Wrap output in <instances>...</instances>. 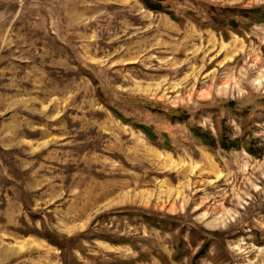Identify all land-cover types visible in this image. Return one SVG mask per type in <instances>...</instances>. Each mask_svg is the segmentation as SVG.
<instances>
[{
    "label": "rangeland",
    "instance_id": "374dc122",
    "mask_svg": "<svg viewBox=\"0 0 264 264\" xmlns=\"http://www.w3.org/2000/svg\"><path fill=\"white\" fill-rule=\"evenodd\" d=\"M159 2L0 0V264H264V0Z\"/></svg>",
    "mask_w": 264,
    "mask_h": 264
},
{
    "label": "trees",
    "instance_id": "16d2710c",
    "mask_svg": "<svg viewBox=\"0 0 264 264\" xmlns=\"http://www.w3.org/2000/svg\"><path fill=\"white\" fill-rule=\"evenodd\" d=\"M142 3H144V5L151 10H163L165 11V13H167L172 19L175 20H179V18L171 11V10H167L165 9L159 2V0H140ZM255 9H241V12H243L245 15H247V13L250 12H254ZM235 12V9H231V8H223V9H218V12H216L215 14H211L209 15V18L206 21L202 22V25H210L211 27L218 29L220 28V24L226 22L227 25L231 28H236V20L234 18L233 14H241L239 12L233 13ZM229 13H231L232 15H229ZM218 16H220L221 18L219 19ZM255 19V18H254ZM256 21H262L264 20V17H261L259 19H255ZM116 116L121 119L123 122H127L129 121V119H126L121 113L117 112V111H113ZM139 128H141L146 135L151 138L152 140L155 139L154 134L150 131V129L145 126V125H139ZM195 136H197L200 140V142L206 146H208L209 148L213 149L216 146H220L222 148L225 149H230L232 147H239L238 144H236L235 141H230L229 143H226L224 140L221 141H216L215 138L213 136H211V134L207 131H198L195 132L194 134ZM248 152L252 153V151L250 149H246ZM49 242L55 244V245H59L60 244L55 241L54 239H51V237H45ZM112 240V239H109ZM201 247V248H200ZM199 247V249L197 250V252L195 253V255L193 256L192 260H193V264L196 263V261L202 256L204 255V253L207 250V242H204L201 246ZM62 249V247H60ZM143 254L140 253L139 256L137 257L140 258ZM161 259V261L164 263L165 259L163 257V255H161V257H159ZM175 259H179L180 256L179 255H175L174 256ZM132 262L129 261H124L121 264H131Z\"/></svg>",
    "mask_w": 264,
    "mask_h": 264
}]
</instances>
